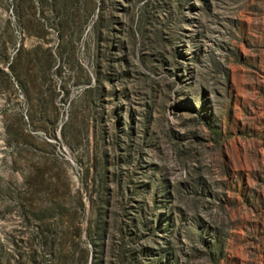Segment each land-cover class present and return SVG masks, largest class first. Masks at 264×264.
I'll return each instance as SVG.
<instances>
[{
	"label": "rangeland",
	"instance_id": "1",
	"mask_svg": "<svg viewBox=\"0 0 264 264\" xmlns=\"http://www.w3.org/2000/svg\"><path fill=\"white\" fill-rule=\"evenodd\" d=\"M0 264H264V0H0Z\"/></svg>",
	"mask_w": 264,
	"mask_h": 264
}]
</instances>
